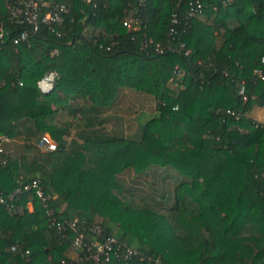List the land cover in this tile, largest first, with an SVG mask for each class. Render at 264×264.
<instances>
[{"label": "trees", "instance_id": "trees-1", "mask_svg": "<svg viewBox=\"0 0 264 264\" xmlns=\"http://www.w3.org/2000/svg\"><path fill=\"white\" fill-rule=\"evenodd\" d=\"M44 1L41 13L56 2L67 7L53 31L15 23L19 1L0 0V101L16 98L0 103V134L22 117L46 131L38 81L52 71L56 92L76 93L95 110L129 87L152 96L157 115L138 137L94 132L78 152H64L66 130L57 126L47 129L56 142L49 152L20 160L0 152V192L38 179L52 209L46 214L25 191L15 194L14 212L0 205V264H96L52 218L77 219L84 241L113 237L120 249L100 264H264V123L248 115L264 106V0H202L194 16L190 0ZM127 17L138 28L128 30ZM157 43L175 49L161 53ZM176 65L183 75L171 84ZM160 167L180 178L166 205L156 202L164 194L140 196L118 180L127 171L151 178ZM126 247L137 254L126 257Z\"/></svg>", "mask_w": 264, "mask_h": 264}, {"label": "crops", "instance_id": "crops-1", "mask_svg": "<svg viewBox=\"0 0 264 264\" xmlns=\"http://www.w3.org/2000/svg\"><path fill=\"white\" fill-rule=\"evenodd\" d=\"M21 52L25 62L30 63L26 48H22ZM39 82L40 80L38 87L43 94L40 101H44L40 111L42 110L41 112L46 115L41 120V128L46 131L42 132L34 119L28 117L13 121L12 133L5 135L6 140L3 142V151L12 159L20 160L26 156H34L39 151L49 152V149L42 143V137L47 136L52 143L56 144L47 131L54 126L66 130L63 136L64 152H78L81 144H84L83 138L85 137L88 142L92 141L90 136H94V132L102 136H115L122 139L138 137L143 124L157 115L152 96L129 87H120L109 105L100 106L95 110L88 99L70 91L56 92L55 87L45 92L39 86ZM1 99L0 103L12 106L16 104V98L12 94H6ZM84 114L88 117L83 118ZM248 115L264 123V106L254 107ZM152 178L154 182L149 181ZM179 179L175 171L161 167L160 170L156 168L151 178L135 176L129 171L118 176L121 184L128 186V183H131L128 187L140 196L154 195L158 199L164 194L165 199L156 201L164 205L168 203L170 197H173L174 188ZM27 207L32 210L31 200L27 202Z\"/></svg>", "mask_w": 264, "mask_h": 264}, {"label": "built area", "instance_id": "built-area-1", "mask_svg": "<svg viewBox=\"0 0 264 264\" xmlns=\"http://www.w3.org/2000/svg\"><path fill=\"white\" fill-rule=\"evenodd\" d=\"M19 5L15 8H12L10 10L11 19L15 23H27L30 25H33L34 28L37 27L39 21L42 23L47 24L51 31L54 30V24H61L63 21V15L67 12V7L64 3L56 2L52 5L49 11L45 13H41V7L45 5L44 0H18ZM89 1V0H87ZM143 3L144 0H139V3ZM189 16H194L195 14H200L203 10V2L202 0H190L189 1ZM44 14V15H40ZM177 18L174 17L172 20V23H176ZM123 25L128 30H133L138 28L139 26V20L137 17H127L123 21ZM171 33H174V29L171 28ZM6 34L5 25L3 22V19L0 17V38H3V36ZM28 37L27 32H22L21 35L16 38L13 43L17 44L21 40H26ZM152 40L144 41L143 46H147L148 43H151ZM157 50L159 52H163V50L167 51H173L175 48L172 46V44L168 43L165 46H162L161 44L157 43L155 44ZM179 47H183V44H181ZM57 53L56 49H53L51 51V54ZM56 75V72L52 71L49 72L46 77L40 80L39 86L41 88H44L46 86H50L53 84V79ZM183 75V70L179 66H175L174 70L172 71V75L169 78V82L173 84L176 79L180 78ZM175 84V83H174ZM48 89V88H47ZM242 92V90H241ZM6 140V136L0 134V152H3V142ZM42 143L46 146L48 149H54L55 144L52 143L47 136L42 137ZM32 192L33 195H35L42 203L43 208L45 209L46 214H52V209L48 207L47 201L50 198V196L44 192L40 182L38 179H33L31 182L26 183L20 188L15 189L13 192L9 194H3L0 192V205L4 206L9 212H14L16 209V206L14 204V198L15 194L18 192ZM51 224L55 225L57 230L64 231L66 229L71 230L74 232L75 236L73 237L71 241V246L78 250L83 248V250L86 253L85 259H92L96 264H100L101 261H107L109 259V254L113 250L116 252V250H119L120 247L115 246L116 240L113 237H109L105 239L104 241H98L95 239H92L90 241H84V231H79L77 229L78 220L72 219V220H57L56 218H52ZM92 232L98 233L100 231V228L98 226L94 227V229H91ZM11 250H15V246L10 247ZM125 256H131L136 255L137 250H135L132 247H126L124 249ZM82 260L81 257H78L75 259V264H81L80 261Z\"/></svg>", "mask_w": 264, "mask_h": 264}, {"label": "water", "instance_id": "water-1", "mask_svg": "<svg viewBox=\"0 0 264 264\" xmlns=\"http://www.w3.org/2000/svg\"><path fill=\"white\" fill-rule=\"evenodd\" d=\"M47 88H48V89H47ZM52 88H53V84L50 85L49 87L46 86V87L42 88V90L45 91V92H47V91L51 90Z\"/></svg>", "mask_w": 264, "mask_h": 264}, {"label": "rangeland", "instance_id": "rangeland-1", "mask_svg": "<svg viewBox=\"0 0 264 264\" xmlns=\"http://www.w3.org/2000/svg\"><path fill=\"white\" fill-rule=\"evenodd\" d=\"M25 57H26V55H25ZM26 58H27V57H26ZM257 123H261V122H258V121H257ZM149 181H150V179H149Z\"/></svg>", "mask_w": 264, "mask_h": 264}]
</instances>
